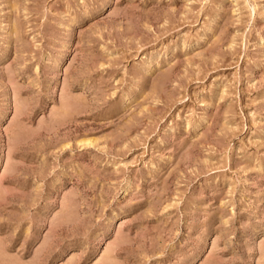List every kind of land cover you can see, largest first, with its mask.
Wrapping results in <instances>:
<instances>
[{"label": "rangeland", "instance_id": "1", "mask_svg": "<svg viewBox=\"0 0 264 264\" xmlns=\"http://www.w3.org/2000/svg\"><path fill=\"white\" fill-rule=\"evenodd\" d=\"M0 264H264V0H0Z\"/></svg>", "mask_w": 264, "mask_h": 264}]
</instances>
